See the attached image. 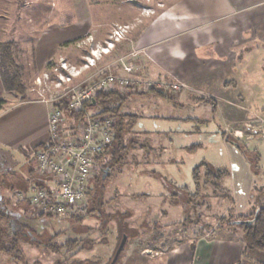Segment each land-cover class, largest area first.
Returning <instances> with one entry per match:
<instances>
[{
	"label": "rangeland",
	"instance_id": "1",
	"mask_svg": "<svg viewBox=\"0 0 264 264\" xmlns=\"http://www.w3.org/2000/svg\"><path fill=\"white\" fill-rule=\"evenodd\" d=\"M183 1L76 0L75 16L72 0H0V25L8 30L0 39L13 37L14 60L26 87L24 99L13 92V102L42 101L53 95L55 88L44 74L56 80L50 68L60 59L82 65L93 47L83 42L91 36L93 42L103 44L116 25L129 27L125 37L74 81L91 82L108 70L136 80L170 81L180 89L172 95L162 93L163 97L131 93L124 102L121 112L140 117L123 134L129 151L111 170L106 169L109 154L97 162L79 221L41 218L18 195L6 193L11 204L18 202L14 217L28 228L14 225L15 251L9 254L2 248L0 264H109L124 229L131 237L115 264L264 263V252L246 251L241 229L226 223L264 205V48H255L250 63L244 65L252 72L245 81L218 80L208 74L187 82L155 74L147 59L133 51L132 42L161 12L191 17L194 1ZM74 20H85L89 31L78 41L61 44L43 66L36 67L33 49L39 30L58 22L67 26ZM20 28L28 33L19 34ZM5 104L4 109L10 107ZM88 111L97 113L94 108ZM11 114L3 118L8 120ZM32 146L11 155L19 164H29L25 155L30 156ZM3 160L0 154V167L6 164ZM203 163L228 172L222 183L224 193L209 188L197 192L192 171ZM91 200L103 205L100 210L88 212ZM20 232L24 235H16Z\"/></svg>",
	"mask_w": 264,
	"mask_h": 264
},
{
	"label": "crops",
	"instance_id": "2",
	"mask_svg": "<svg viewBox=\"0 0 264 264\" xmlns=\"http://www.w3.org/2000/svg\"><path fill=\"white\" fill-rule=\"evenodd\" d=\"M75 1L72 0L75 7L72 13L76 16ZM189 1L192 0L183 1L182 4ZM193 1L195 9L193 7L191 17L169 11L149 19L146 27L134 38L133 51H139L147 59L150 69L162 77L192 82L214 74L218 80H247L252 72L245 66L250 63L251 54L255 48H264V0ZM77 21L67 26H61L58 22L39 30L33 49L36 67L43 66L61 44L71 42L89 31L85 20ZM7 31L5 26L0 25V36H6L4 33ZM23 31L28 33L22 28L18 32L22 34ZM12 39H0V43L11 42ZM195 50H198L197 58L194 57ZM15 99L14 93L4 88L0 77V100L10 104L7 109L3 105L0 109V120L4 119L0 123V154L6 163L0 167V176L6 177L1 191H5L7 184L12 185L14 178L26 181L29 188L31 181L41 183L45 180L35 172V161L31 154L25 155V161L29 164H19L15 155L11 154L24 152L23 148L28 146L40 148L45 145L51 106L36 100L13 102ZM10 113L8 120L3 118Z\"/></svg>",
	"mask_w": 264,
	"mask_h": 264
},
{
	"label": "built area",
	"instance_id": "3",
	"mask_svg": "<svg viewBox=\"0 0 264 264\" xmlns=\"http://www.w3.org/2000/svg\"><path fill=\"white\" fill-rule=\"evenodd\" d=\"M129 30L128 26H114L103 44L93 42L90 36L84 45L92 47L85 62L74 66L63 59L54 64L50 71L57 76L54 81L47 79L55 88L53 95L42 100L51 106L48 115V138L43 147L31 152L35 161V172L47 177L44 186H31L26 194L18 193L25 199L31 210L37 215L54 218H77L86 211L87 195L95 175L96 159L113 142V118L94 116L86 106L103 92L141 94L151 90L163 94H175L180 89L170 81H143L124 77L103 70L99 77L91 82L76 79L81 73L94 67L102 55L109 54L121 42ZM98 55L95 54L96 50ZM130 71L132 68H126ZM39 80V79H38ZM37 80V82H38ZM65 103L69 113L78 116L70 119L54 104ZM71 120V123H68Z\"/></svg>",
	"mask_w": 264,
	"mask_h": 264
},
{
	"label": "trees",
	"instance_id": "4",
	"mask_svg": "<svg viewBox=\"0 0 264 264\" xmlns=\"http://www.w3.org/2000/svg\"><path fill=\"white\" fill-rule=\"evenodd\" d=\"M65 44H70V43L67 42ZM13 47H14V42L12 41L0 43V50H1L0 77L2 80V84L4 85V88L7 91H12L16 95H18L21 99H24L26 87L22 81L19 66L16 64L14 60ZM148 93H155L162 97L164 96L161 92L156 90L149 91ZM131 95H132L131 93H119L117 91L103 92L97 95L95 97V100L93 102H90V104L86 106L87 110L91 108L97 110V113L93 114L94 116H110L111 118H113V142L111 146L103 153V155L99 156L96 159V164H97L98 161L103 160L104 156H107V154H109L110 159L107 162V167L109 166L110 170L113 167V165H115L116 163H122L121 160L125 159V155L128 153L129 149L125 145H123V141H124L123 134L125 133L126 130L131 131L134 128L136 122L140 118L138 115L124 114L123 112H121L124 102L129 97H131ZM212 103L215 106V103L214 102ZM3 104L4 101L0 100V109ZM52 107L60 109L70 119L76 118L78 116L75 113H69L66 109L65 103L58 102L54 104ZM12 174H15V172H12ZM227 175L228 172L226 170L220 168L216 169L210 166L209 164H205V163L201 164L200 166H197L192 171V179L197 189V192H200L201 190H207L208 188L211 189L212 193H217L220 191L223 192L224 188L222 187V183ZM0 178H1L0 196L3 197L1 198L2 201H0V246L2 245L0 247V250H2L3 248L5 252H8L9 254H13V251H15L14 244H16L15 242L16 239L13 238L14 234L16 233L15 232L16 228H14V225L17 228L19 225H21V229H27L28 226L18 221L17 217H14L13 213H15L18 208V202L11 204L6 193L12 194L13 196H16L18 193L26 194L29 189V184L26 181L22 182L14 178L12 185L7 184L5 191H1V189H3L4 185L6 184V177L0 176ZM43 178L45 180H43L41 183L33 180L30 182V185L44 186L47 177H43ZM1 185H3V187ZM89 194L90 192H88V195ZM229 201L230 203H232L231 200ZM21 202H24L27 208H29L28 203L25 199H22ZM101 206L103 205H101V203L98 202V200H93V201L91 200L89 203L88 212H92L93 210L96 211L99 208H101ZM98 214L101 213L98 212ZM39 217L42 218L43 215H39ZM99 218L101 219V217ZM236 218H237L236 220L227 221L226 223H228L229 225L238 226L241 229L243 233L242 238L245 245L244 246L245 250L246 251L258 250L264 252V205L257 206L253 208L252 211H250L248 214L238 215ZM73 219L74 221H79L81 217H77ZM219 221H223V218L220 219ZM223 223H225V221ZM103 229L104 228L102 227V230ZM120 232L123 233V235H126L127 238L131 237L130 236L131 234H129V231L127 229H124L123 231ZM33 233L35 235L37 234L36 232ZM8 235H11L12 238L9 239ZM16 235L21 236L24 234H21L20 232L17 233ZM43 235L46 236V234ZM159 236L160 235L157 236L155 235L154 237H159ZM8 239L10 241L9 244H7ZM49 239L50 238H48L47 242H49ZM154 239L156 240L157 238Z\"/></svg>",
	"mask_w": 264,
	"mask_h": 264
},
{
	"label": "water",
	"instance_id": "5",
	"mask_svg": "<svg viewBox=\"0 0 264 264\" xmlns=\"http://www.w3.org/2000/svg\"><path fill=\"white\" fill-rule=\"evenodd\" d=\"M126 241H127V236L123 235L121 240H120V243H119V245H118V247H117V249L113 255V258L109 264H115L117 262L120 254H121V252H122V250L126 244Z\"/></svg>",
	"mask_w": 264,
	"mask_h": 264
},
{
	"label": "flooded vegetation",
	"instance_id": "6",
	"mask_svg": "<svg viewBox=\"0 0 264 264\" xmlns=\"http://www.w3.org/2000/svg\"><path fill=\"white\" fill-rule=\"evenodd\" d=\"M106 169L110 170V167L108 166Z\"/></svg>",
	"mask_w": 264,
	"mask_h": 264
}]
</instances>
